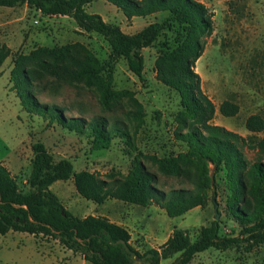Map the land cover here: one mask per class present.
Wrapping results in <instances>:
<instances>
[{
    "label": "rangeland",
    "instance_id": "obj_1",
    "mask_svg": "<svg viewBox=\"0 0 264 264\" xmlns=\"http://www.w3.org/2000/svg\"><path fill=\"white\" fill-rule=\"evenodd\" d=\"M193 1L204 5L212 15V31L200 39L203 51L194 64L201 91L215 107L210 124L245 138L242 152L251 164L259 159L256 144L264 136V131L251 134L245 127L251 116L264 120V0ZM85 10L129 35L165 17L161 13L127 20L107 0H92ZM174 38L173 32L164 31L151 47L142 50L144 70L138 79L124 59L112 55L101 36L81 31L72 19L47 17L26 5L0 7V54H8L0 66V166L23 188L31 168L32 146L40 142L54 161L69 160L74 173L86 171L110 182L128 177L134 164L140 162L156 176L155 187L160 191L192 190L194 169L190 163L180 162L176 175L163 173L158 164L159 160L184 159L187 147L176 134L186 133L191 125L179 122V114L184 111L179 94L157 78L155 62L163 46L175 47ZM74 44L86 48L98 61L99 73L90 86L84 82L70 86L50 74L51 51ZM43 61L51 64L47 70L40 66ZM74 61H64L61 72L74 66ZM27 75L32 79L31 87L19 84ZM103 94L108 97V109L101 102ZM26 95L40 105L62 110L64 118H81L86 124L95 119L103 121L104 133L109 131V136L95 138L88 127L82 132L65 129L50 114L31 109ZM224 102L237 107L233 117L220 114L219 107ZM114 126L128 137L121 136ZM210 169L216 205L209 191L203 207L175 218H169L156 203L140 207L110 199L102 205L95 204L77 194L72 179L55 182L50 191L76 217L104 216L124 226L132 247L142 254L159 249L175 228L187 231L195 241L199 230L209 226L216 213L219 235L235 237L245 224L231 209L241 208L240 212L247 215L258 212L256 198L248 191L249 180L245 179L242 200L231 204L225 170L213 166ZM260 215L264 218V212ZM174 259L175 256L160 264H170ZM0 264L89 263L50 237L9 232L0 235ZM133 264L144 263L134 258ZM189 264H264V245L251 252H246L244 246L225 251L209 249L197 254Z\"/></svg>",
    "mask_w": 264,
    "mask_h": 264
},
{
    "label": "trees",
    "instance_id": "obj_2",
    "mask_svg": "<svg viewBox=\"0 0 264 264\" xmlns=\"http://www.w3.org/2000/svg\"><path fill=\"white\" fill-rule=\"evenodd\" d=\"M107 1L119 9L127 20L161 13L165 17L161 22L150 23L129 35L118 26L107 24L99 15L87 13L85 7L92 0H0V7L26 5L47 17L72 19L81 31L101 36L108 43L112 55L124 59L128 70L138 79L142 78L144 70L142 50L151 47L164 31L173 32L175 47L163 46L155 62L157 78L179 94L184 108L179 114V122L184 126L188 122L191 125L186 133L176 134V138L187 147V152L182 156L184 159L159 160L158 164L163 173L176 175L180 162L190 163L194 169L190 179L193 189H177L168 193L160 191L155 187L156 176L140 162L134 164L128 177L110 182L101 181L86 171L74 173L69 160L54 161L45 146L37 142L32 146L31 168L23 188L0 166V235L13 232L50 237L89 264H133L134 258L144 264H160L162 260L174 256L170 264H189L197 254L209 249L225 251L244 246L246 252H251L264 245V218L260 215L264 212V136L256 144L259 159L248 164L242 152L246 145L245 138L210 124L215 107L202 93L200 77L194 71V64L203 51L200 39L212 31V15L204 5L193 0ZM51 54L55 67L51 66L50 74L70 86L81 82L90 86L92 79L98 76V61L83 46L74 44L51 51ZM7 57V53L0 54V66ZM68 58L75 59V65L64 69L63 73L62 63ZM50 65L46 61L40 64L42 70H47ZM31 80L27 75L19 84L31 87ZM26 98L31 109L50 114L65 129L82 132L88 127L95 138L104 134L109 136V131L104 133L103 121L95 119L86 124L81 118H64L62 110L40 105L27 95ZM101 102L108 109L107 95L101 96ZM219 112L224 117H233L237 107L224 102ZM245 127L249 133L259 134L264 131V120L251 116ZM113 129L121 136L128 137L125 131L116 126ZM211 166L216 170L220 167L225 170L231 204L242 200L246 189L245 179L249 180L248 191L256 198L258 212L247 215L240 212L241 208H230L237 219L245 224L235 237H221L219 221L214 220L199 230L195 241L190 239L187 231L175 228L159 249H150L142 254L132 247L127 229L101 216L76 217L50 191L55 182L72 179L77 194L95 204L102 205L110 199L140 207L156 203L169 218H175L203 207L209 198V191L216 205Z\"/></svg>",
    "mask_w": 264,
    "mask_h": 264
},
{
    "label": "crops",
    "instance_id": "obj_3",
    "mask_svg": "<svg viewBox=\"0 0 264 264\" xmlns=\"http://www.w3.org/2000/svg\"><path fill=\"white\" fill-rule=\"evenodd\" d=\"M10 9H12V8H10ZM112 200H114V199H112ZM108 201V200H107ZM116 201H118V200H116ZM121 202V201H120ZM123 203V202H122ZM125 204H127V203H125ZM101 217H104V216H101ZM106 218V217H105ZM108 219V218H107ZM109 221H111L110 219H109ZM111 222H113V221H111ZM114 223V222H113ZM115 224H117V225H120V226H122L121 224H118V223H115ZM122 227H124V226H122Z\"/></svg>",
    "mask_w": 264,
    "mask_h": 264
},
{
    "label": "water",
    "instance_id": "obj_4",
    "mask_svg": "<svg viewBox=\"0 0 264 264\" xmlns=\"http://www.w3.org/2000/svg\"><path fill=\"white\" fill-rule=\"evenodd\" d=\"M218 219H219V216H218V214L216 213L215 220H218Z\"/></svg>",
    "mask_w": 264,
    "mask_h": 264
}]
</instances>
